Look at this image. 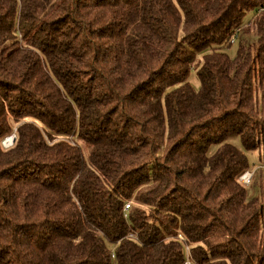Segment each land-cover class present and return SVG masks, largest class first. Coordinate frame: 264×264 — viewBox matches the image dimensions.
I'll return each mask as SVG.
<instances>
[{"label":"trees","instance_id":"1","mask_svg":"<svg viewBox=\"0 0 264 264\" xmlns=\"http://www.w3.org/2000/svg\"><path fill=\"white\" fill-rule=\"evenodd\" d=\"M263 8L0 0V264H264Z\"/></svg>","mask_w":264,"mask_h":264},{"label":"rangeland","instance_id":"2","mask_svg":"<svg viewBox=\"0 0 264 264\" xmlns=\"http://www.w3.org/2000/svg\"><path fill=\"white\" fill-rule=\"evenodd\" d=\"M252 17V14H247L244 18L245 22H247L250 18ZM255 34V33H254ZM250 35L252 36L253 34L250 32ZM237 47H238V43L232 45L231 49L228 50L229 51V54L231 56H235L236 55V52H237ZM202 58V55H199L198 59L201 60ZM189 82L190 84L196 89L198 90L200 88V83H199V80H198V77L196 75V72L195 70L192 71L190 73V76H189ZM14 137L15 134L11 135V136H8L7 138H5L2 142L3 146L5 148H9L11 147L13 144H14ZM232 142L237 146L239 147L241 150H242V146H241V143L239 142V140L235 139V140H232ZM247 156H248V159H249V162H250V165H254V164H257L258 163V157H259V152L258 151H255V152H251V153H247ZM256 169H259L257 170V172L260 173V167H256ZM254 169V170H256ZM254 170H251V171H248L246 172L243 176H242V179H241V182H245V183H250L251 180H249L248 182V176H251V175H254ZM259 173H257L256 175H259ZM241 178V177H240ZM243 180V181H242ZM188 264V263H186Z\"/></svg>","mask_w":264,"mask_h":264},{"label":"built area","instance_id":"3","mask_svg":"<svg viewBox=\"0 0 264 264\" xmlns=\"http://www.w3.org/2000/svg\"><path fill=\"white\" fill-rule=\"evenodd\" d=\"M261 12H264V8L261 9ZM237 32H238V31H236L235 33H233V35H232V37H231V40H230V43H231V44H235V43H236V41H237V39H238V33H237ZM243 175H244V174H243ZM243 175H242V176H243ZM242 176H241L240 180L242 179ZM252 176H253V175L248 176V182H249V180H251ZM242 181H243V180H242ZM244 184L248 185V183H245V182H244ZM128 208H129V205H126V208H125V209H128Z\"/></svg>","mask_w":264,"mask_h":264},{"label":"water","instance_id":"4","mask_svg":"<svg viewBox=\"0 0 264 264\" xmlns=\"http://www.w3.org/2000/svg\"><path fill=\"white\" fill-rule=\"evenodd\" d=\"M14 140H15V137H14Z\"/></svg>","mask_w":264,"mask_h":264}]
</instances>
